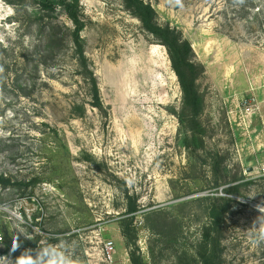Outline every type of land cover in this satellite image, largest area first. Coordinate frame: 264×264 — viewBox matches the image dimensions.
I'll return each instance as SVG.
<instances>
[{
  "label": "rangeland",
  "instance_id": "1",
  "mask_svg": "<svg viewBox=\"0 0 264 264\" xmlns=\"http://www.w3.org/2000/svg\"><path fill=\"white\" fill-rule=\"evenodd\" d=\"M145 1L190 43L197 109L124 0H79L102 109L66 16L0 0V264H203L219 199L217 261L264 264V0Z\"/></svg>",
  "mask_w": 264,
  "mask_h": 264
},
{
  "label": "trees",
  "instance_id": "2",
  "mask_svg": "<svg viewBox=\"0 0 264 264\" xmlns=\"http://www.w3.org/2000/svg\"><path fill=\"white\" fill-rule=\"evenodd\" d=\"M39 6V10L50 15H55L57 12H62L72 24V28L68 29L70 43L72 45L75 62L79 69L84 73L91 74L88 81L89 97L91 106L97 109H102L103 104L100 97L98 84L94 79L92 73L89 71L87 59L85 55V42L82 38V32L85 28L83 19V12L79 4V0H34ZM125 7L136 16L142 23L144 29L152 34L157 41L160 42L168 51L172 68L179 78L180 85L184 95L185 103L193 109L199 107V97L196 85V65L193 63L194 56L190 43L184 40L181 35L169 26H161L157 22V13L153 6L145 0H124ZM54 29H52V32ZM53 33L47 38L46 48L54 56L55 52L59 49V45L54 43ZM83 110L81 108H76ZM74 108V111H77ZM79 116H81L79 114ZM4 184L10 183L8 179L1 177ZM229 192V191H227ZM231 201L219 199L212 206L209 217L211 224L205 228L203 238L205 244L214 246L212 251L205 256H202L203 264H220L217 261V246L218 240L216 233L220 229L221 221L225 213L230 209Z\"/></svg>",
  "mask_w": 264,
  "mask_h": 264
},
{
  "label": "clouds",
  "instance_id": "3",
  "mask_svg": "<svg viewBox=\"0 0 264 264\" xmlns=\"http://www.w3.org/2000/svg\"><path fill=\"white\" fill-rule=\"evenodd\" d=\"M2 39V37H0ZM3 69L0 68V72ZM260 239L264 240V225L260 227ZM64 246H49L48 248L38 249L35 251V255L29 257L32 264H77V261L73 260L71 255L66 254L61 250Z\"/></svg>",
  "mask_w": 264,
  "mask_h": 264
},
{
  "label": "built area",
  "instance_id": "4",
  "mask_svg": "<svg viewBox=\"0 0 264 264\" xmlns=\"http://www.w3.org/2000/svg\"><path fill=\"white\" fill-rule=\"evenodd\" d=\"M107 247H109L110 249H111V244H108V246Z\"/></svg>",
  "mask_w": 264,
  "mask_h": 264
},
{
  "label": "water",
  "instance_id": "5",
  "mask_svg": "<svg viewBox=\"0 0 264 264\" xmlns=\"http://www.w3.org/2000/svg\"><path fill=\"white\" fill-rule=\"evenodd\" d=\"M252 170V168H249L248 171L250 172Z\"/></svg>",
  "mask_w": 264,
  "mask_h": 264
}]
</instances>
